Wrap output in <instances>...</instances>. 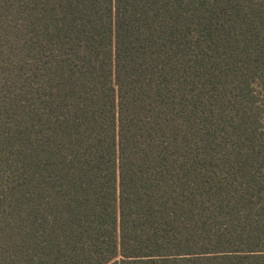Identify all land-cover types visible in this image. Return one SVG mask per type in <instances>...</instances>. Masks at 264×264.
Instances as JSON below:
<instances>
[{
	"label": "trees",
	"instance_id": "obj_1",
	"mask_svg": "<svg viewBox=\"0 0 264 264\" xmlns=\"http://www.w3.org/2000/svg\"><path fill=\"white\" fill-rule=\"evenodd\" d=\"M0 264H264V0H0Z\"/></svg>",
	"mask_w": 264,
	"mask_h": 264
}]
</instances>
